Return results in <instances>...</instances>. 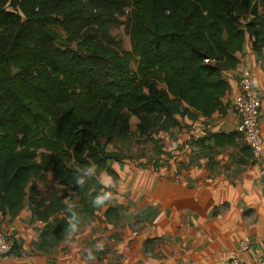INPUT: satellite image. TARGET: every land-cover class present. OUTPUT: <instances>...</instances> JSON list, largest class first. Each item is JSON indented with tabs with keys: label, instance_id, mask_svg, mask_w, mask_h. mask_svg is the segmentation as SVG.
I'll return each mask as SVG.
<instances>
[{
	"label": "trees",
	"instance_id": "1",
	"mask_svg": "<svg viewBox=\"0 0 264 264\" xmlns=\"http://www.w3.org/2000/svg\"><path fill=\"white\" fill-rule=\"evenodd\" d=\"M255 1L22 0L19 15L0 0V213L15 218L28 203L44 224L33 254L53 252L97 218L100 174L118 177L110 163L129 158L119 148L151 142L167 155L162 132L224 113L222 73L246 46L264 69V0L253 17ZM119 25L130 50L111 33ZM206 141L239 147L236 162L255 164L236 129L196 141L212 156L220 150ZM122 210L108 203L103 222L118 225ZM22 253L12 242L10 255Z\"/></svg>",
	"mask_w": 264,
	"mask_h": 264
},
{
	"label": "crops",
	"instance_id": "2",
	"mask_svg": "<svg viewBox=\"0 0 264 264\" xmlns=\"http://www.w3.org/2000/svg\"><path fill=\"white\" fill-rule=\"evenodd\" d=\"M237 57V68L222 73L230 84L224 98L227 110L195 122L185 120L188 127L173 136L162 132L167 162L161 161L155 173L131 174L125 198L111 203L124 207L114 229L124 234L128 245L125 264H221L232 254L253 262L264 251V169L256 163L240 165L224 153L207 155L196 142L208 132L236 129L232 103L243 68L251 71L255 91L263 98L264 142V69L249 46ZM207 143L216 150H229ZM184 162L186 170L181 168ZM114 164L111 167L121 175L122 164ZM134 222H139V230ZM0 227L23 251L20 257L10 256L9 264H90L84 252L95 235L92 225L48 254L32 253L44 224L33 217L27 202L15 218L0 213ZM150 240L154 244L146 253Z\"/></svg>",
	"mask_w": 264,
	"mask_h": 264
},
{
	"label": "rangeland",
	"instance_id": "3",
	"mask_svg": "<svg viewBox=\"0 0 264 264\" xmlns=\"http://www.w3.org/2000/svg\"><path fill=\"white\" fill-rule=\"evenodd\" d=\"M127 13L128 10L126 11V14ZM125 19H126V15L121 17L122 21H125ZM111 33L117 38L122 39L124 50L131 49L130 37L125 31L124 25H119L118 27L112 29ZM136 121H137L136 118L133 117L132 128H135ZM242 142H244V140ZM107 149L111 151L116 149V147L113 143H110L107 145ZM119 151H122L124 155L129 157V158H125V160L122 162L116 163L115 161H113L115 162L114 165L118 166L119 164H122L121 167H123V169L120 170L121 175L118 173V177L114 178L111 177L105 171L100 174V179L103 185L105 186V195L109 192H111L112 195L108 196V198L104 200V205L101 206L98 211L97 219L89 223L90 226L92 225L91 229L92 231H95V235L94 237H91L92 242L85 250L84 257H85V261L90 264H125L126 263L127 261L126 255L129 249L127 250L126 246L128 245H125L124 243L125 241L124 234L119 232L117 229H114V227L116 228L117 225H113L106 222L104 223L105 224L104 225L103 222H101L102 221L101 217L106 211L108 203L110 204L113 203L115 205L117 199L125 198L124 189L126 184L129 183L131 174L135 172L155 173L156 168L159 166L161 161L164 160V162H167L166 160L167 155L158 154L155 150L154 144L151 142H147V143L140 142L135 144L130 149L119 148ZM220 153L228 154L229 158H232L233 160L238 159L240 155H242L239 147H232L227 152H225V150L224 151L220 150V152L217 153L216 151L215 154L212 156H217ZM187 167L188 165L186 164V162L181 163V168L186 170ZM112 169H114V167H112ZM108 177H110L113 182V184H111L110 186H106V184L103 182ZM51 185H55V184L51 183ZM134 224H135L134 229L139 230L140 228L139 222L138 223L134 222ZM85 229L82 231V233L85 231ZM71 238L69 241H71ZM153 244L154 242L152 244L151 243L145 244L146 253H148V249L152 248Z\"/></svg>",
	"mask_w": 264,
	"mask_h": 264
},
{
	"label": "built area",
	"instance_id": "4",
	"mask_svg": "<svg viewBox=\"0 0 264 264\" xmlns=\"http://www.w3.org/2000/svg\"><path fill=\"white\" fill-rule=\"evenodd\" d=\"M210 62L209 59L205 60ZM237 92L234 96L232 109L237 116L236 130L241 133L249 146L253 160L264 169V142L261 129L262 102L254 88V80L251 71L243 68L237 78ZM12 241L0 227V264H9ZM221 264H264V251L250 262L237 254H232Z\"/></svg>",
	"mask_w": 264,
	"mask_h": 264
},
{
	"label": "water",
	"instance_id": "5",
	"mask_svg": "<svg viewBox=\"0 0 264 264\" xmlns=\"http://www.w3.org/2000/svg\"><path fill=\"white\" fill-rule=\"evenodd\" d=\"M21 1L22 0H9V2L6 5V9L11 11V12H14V13L21 15V13H20L21 12L20 11ZM259 12H260L259 1L256 0L252 6L250 14H251V16L256 17L259 15Z\"/></svg>",
	"mask_w": 264,
	"mask_h": 264
},
{
	"label": "clouds",
	"instance_id": "6",
	"mask_svg": "<svg viewBox=\"0 0 264 264\" xmlns=\"http://www.w3.org/2000/svg\"><path fill=\"white\" fill-rule=\"evenodd\" d=\"M83 170L87 171L88 174H92L93 172L96 171V167H95V165H91V166L87 167V169H83ZM103 182L106 184V186H110L111 184H113V182H112L110 177L105 179ZM76 183L77 184H82V180L80 178H77L76 179ZM111 195H112V193L109 192L105 196L97 198L96 201H95V206H98V207L99 206H103L104 205V200L107 199L108 196H111Z\"/></svg>",
	"mask_w": 264,
	"mask_h": 264
}]
</instances>
